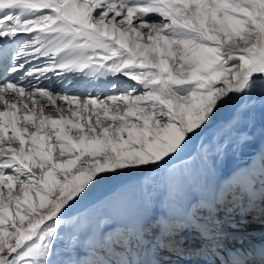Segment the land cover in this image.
Instances as JSON below:
<instances>
[{"label": "snow or ice", "instance_id": "snow-or-ice-1", "mask_svg": "<svg viewBox=\"0 0 264 264\" xmlns=\"http://www.w3.org/2000/svg\"><path fill=\"white\" fill-rule=\"evenodd\" d=\"M257 126L264 138V0H0V264H93L97 240L121 228L99 209L145 180L174 197L211 177L219 199L244 179L260 209H240L237 228L264 225ZM154 222L152 264L206 252L264 264V241L228 247L243 237Z\"/></svg>", "mask_w": 264, "mask_h": 264}, {"label": "bare ground", "instance_id": "bare-ground-1", "mask_svg": "<svg viewBox=\"0 0 264 264\" xmlns=\"http://www.w3.org/2000/svg\"><path fill=\"white\" fill-rule=\"evenodd\" d=\"M79 82H81V81H79ZM75 85H76L75 87L80 92H87V91L92 90V85L89 84L87 81H84V80L81 83L75 84ZM223 115L227 116L228 113L225 112ZM254 141H255V144H254L253 148L249 149L248 152L254 151L262 143H264V138H261V130H260L259 126H257L254 130ZM248 152L244 153V155L241 158H238L237 155L231 156L223 165V168H222L223 174H225V175L230 174L233 169L243 166L244 162L248 159ZM257 182H259V180H257ZM212 184H213V179L211 177H209L207 179V181H204L202 179L189 180L186 183L185 187L181 191H179L175 194L178 197H181V200H180V198L176 199L177 203L173 202V201L161 202L164 199L161 196H159L158 194H156V195L154 194L153 195V201H151V200L149 201V199L147 197L148 204L155 209L156 215L158 218H161V217L167 215L173 221L182 223L187 229H189V231L186 232V235L189 238H191L192 233H191L190 229L193 226L199 227L197 220L201 222L202 216H200L199 219H196V218L194 219L190 214H188V209L193 207L195 201H197V200L210 199L211 195L214 192ZM245 184H246V180L241 179L237 183H234L232 185H226L222 188L225 192L234 194L235 198H238L240 196V198L237 199L236 203L231 204L229 202L231 204L229 206L228 203H225L226 201H228L227 200L228 195H225L226 199L224 200L221 207H217L215 204H213L212 207L205 206V207H202V208H204V210L199 208V210L197 211V214H200V213L208 214L209 211H212V209H214L213 214H215L216 210L222 209V208L225 209V207H226L228 214L226 213L225 210H223V211L219 210V212H221V214H222V212H225L226 213L225 215L231 216V218H228L226 220L218 219V220H215L213 222L211 221L210 223H204V224H206L209 228L215 230L217 233H221V234L226 235V236L238 234V235L243 237V239H241L239 241L234 240V239L225 241V243L228 247H241V246H248L249 244H255V245L259 246L258 241L264 240V225L260 224L258 218L257 219H249L243 228H239V229L237 228V224L240 222V209L244 208L247 205L248 209L251 211L252 206H254L257 209L258 205H260L258 200L255 202V204H252V203L247 201ZM142 185H144V184H142ZM136 189H138V184L136 186ZM111 191H112L111 187L105 188L102 191L97 193V197L98 198H104ZM136 192H138V191L136 190ZM146 195H147V193H146ZM214 197H216V195ZM234 197L232 196L231 199L233 200ZM175 198H176V196H175ZM219 203H221V201H219ZM234 205H238V207H239L238 210L235 211L237 213V215H235L234 214L235 212L233 211ZM133 208L134 207L132 205H128V216L130 218L131 223H132V218L130 216H131L132 212L135 213V219H134V222L132 223V226H134V224L138 220H139L137 222L138 224H140L142 221H144L146 223L145 225H143V227L139 231V235L135 236L133 230L131 229L132 228L131 226H130V229L128 228L129 232L121 231V230L113 231V233L109 232L106 240L98 239V240L102 241L101 244L104 243L103 248H102L103 251H102L101 255H102V257H104L105 260H102L99 257L100 253H97L95 250L92 253V255L89 257V259L93 261V264H132V262L135 261L136 259L143 260V256H145L146 250H147V246H146L147 242L149 245L151 244L152 234L150 236H148L144 232L146 230L145 228L147 226H149L148 222L150 220L140 216L139 207L135 208L136 211ZM230 210H232V211H230ZM258 211H257V213H258ZM221 214H220V217H221ZM207 216L209 217V214ZM153 223H155V222H153ZM187 225H189V227ZM152 232L149 231V233H152ZM113 235L115 236L117 247H113L112 244H111V246L109 245V242L111 240V236H113ZM149 249L152 251V255H153V257H151V258L156 259L155 255H154V245L152 247H149ZM152 255H150V256H152ZM204 256H205V259L206 258L208 259V261L213 259V257L211 256V253H209V252H206L204 254ZM164 258L168 259L169 257H164ZM183 258L184 257H181L178 264H184L185 263ZM97 260H99V261L97 262ZM144 264H146L145 261H144Z\"/></svg>", "mask_w": 264, "mask_h": 264}, {"label": "rangeland", "instance_id": "rangeland-1", "mask_svg": "<svg viewBox=\"0 0 264 264\" xmlns=\"http://www.w3.org/2000/svg\"><path fill=\"white\" fill-rule=\"evenodd\" d=\"M80 81L82 82L83 80H80ZM78 82L79 81H77L75 84L81 83V82H79V83ZM75 84H74V87L76 86ZM236 155H237L238 158H241L244 155V153L243 154L237 153ZM197 175L199 176V174H197ZM198 179L199 178H197L196 180H198ZM215 183L216 182L213 179L212 187H213V185ZM143 184L144 185L138 184V189L135 188V190L130 195H127L126 197H124L122 199L113 201L112 203H109L106 206H104L101 209H99V214H101L103 216H106L109 219V222L121 225V228H119L117 230L129 232L130 226L132 227V223H131L130 218L128 216V205H132L134 207L133 209L135 211H136L135 208L139 207L140 216L150 220L148 222L149 226H147L145 228L146 230L144 231L145 234L150 236L152 233H149V231L152 232L153 229L156 228V224H153V222L158 217L156 215L155 209L148 204V199H149V201L150 200L153 201V195L154 194L155 195L158 194L159 196H161L164 199L161 202L173 201V202L177 203L176 199L180 198V200H181V197H178L177 195H175L176 198H175V196L174 197H170L168 195L167 183L162 178L161 179H157V180H145ZM136 190L138 192H136ZM146 193H147V195H146ZM147 197H148V199H147ZM238 199H239V197H238ZM228 202H230V199H229V201H226L225 203H228ZM230 203H228L229 206L231 205ZM238 208H239L238 205H234V210L233 211L234 212L237 211ZM251 208L253 209L255 207L252 206ZM201 209L204 210V208H202V207H201ZM259 209H260V205H258L257 209L255 208V211L257 212ZM219 210H222V211L225 210L226 213L228 214V211L226 210V207H225V209L222 208V209L216 210L215 214H213L214 209H212V211H209V213H208L209 217L207 216L208 214L204 213L205 214L204 215V214L200 213V214L196 215V219H199V217L202 216L201 217L202 218L201 222L210 223L211 221L213 222V221L218 220V219L226 220L228 218H231V216H226L225 212H222V214H221V212H219ZM230 211H232V210H230ZM220 214H221V217H220ZM234 214L237 215L236 212ZM112 233H113V231H112ZM261 241L262 240L258 241V243L260 244ZM101 243H102V241L98 240L96 242V244L94 245L95 248H96V252L100 253V254H102V251H103L102 248H103V244H104V243L103 244H101ZM111 244H112L113 247H117V243H116L114 235L111 236V240L109 242V245L111 246Z\"/></svg>", "mask_w": 264, "mask_h": 264}]
</instances>
